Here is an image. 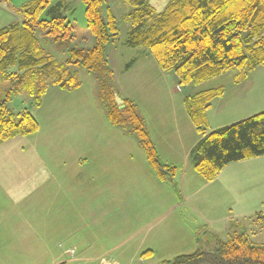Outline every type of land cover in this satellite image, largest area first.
Wrapping results in <instances>:
<instances>
[{"label": "trees", "instance_id": "1", "mask_svg": "<svg viewBox=\"0 0 264 264\" xmlns=\"http://www.w3.org/2000/svg\"><path fill=\"white\" fill-rule=\"evenodd\" d=\"M53 1L30 0L13 7L21 20L0 28V144L38 131V122L27 109L17 113L9 109L12 98L24 93L38 106L48 81L63 90L78 88L79 80L68 70L74 65L95 74L98 100L108 123L133 136L157 177L172 182L178 167L161 162L137 104L117 94L106 55V45L118 37L111 9L104 0H81L95 43L87 49L69 47L74 37L66 16L69 4ZM121 1L130 7L125 14L130 24L126 45L149 49L159 67L172 73L179 85H197L231 70L238 71L233 78L239 82L264 66V0H168L161 12L150 0ZM37 32L49 43L67 47V60L59 63L47 54ZM222 94L223 87L218 86L185 99L188 116L200 135L190 160L205 182L214 180L229 163L264 155V112L208 131L206 109ZM195 239V251L159 264H264V243L254 242L242 224L230 222L223 240L201 226Z\"/></svg>", "mask_w": 264, "mask_h": 264}, {"label": "rangeland", "instance_id": "2", "mask_svg": "<svg viewBox=\"0 0 264 264\" xmlns=\"http://www.w3.org/2000/svg\"><path fill=\"white\" fill-rule=\"evenodd\" d=\"M167 1L150 0V4L156 12H161ZM66 2L69 4L66 16L74 27V37L69 42V47L91 48L95 40L86 27L84 4L81 0ZM104 2L115 17L118 30L116 40L106 45V55L117 82V94L121 98L132 99L137 104L152 140L158 145L162 157H165L167 154L160 141L161 137L165 135V141L169 144H180L181 140L187 142L190 139V129L183 131V123L190 122L185 112V99L202 90L219 85L228 86L238 71L225 72L197 85L177 84L172 73L159 67L149 49L126 45L130 24L125 19V14L130 7L121 0ZM7 3L16 4L12 0ZM20 20L21 17L15 10L9 16L1 14L0 27ZM37 37L45 52L53 59L59 63L67 60V47L49 43L40 32H37ZM68 70L79 80L78 88L63 90L48 81L47 90L38 106L34 105L31 96L24 93L14 96L8 104L14 113L27 109L36 118L38 131L16 136L0 144V264H55L52 256L57 252L56 242H43L38 235H35L36 239H21L24 228L20 224L23 225V221L28 218L23 205V186L30 188L42 181H45L43 185L53 184V177L47 176L48 172H58L56 177L64 185L71 178L79 180V175L65 174L72 170L76 159L85 163L83 171H105L97 173L99 176L94 180L100 187L108 183L113 172L125 173L128 162L132 163V169L152 171L136 139L108 123L98 100L95 74L74 65H69ZM262 74L263 72L259 73V76ZM164 76L167 82L164 81ZM226 89L228 94L233 90L232 87ZM176 125H180V138ZM83 156H86L85 160ZM176 159L175 163L181 171L174 177L175 182L173 179L171 183L175 188V233L184 238L181 244L184 243L175 245L169 252L158 249L154 251V256L142 260L138 255L134 257L132 264H159L163 259L192 253L198 247L195 235L197 228L201 226H206L222 240L227 237V228L222 223L223 216L219 214L223 210L211 207L209 194L201 199L199 190L195 195L190 192V182L194 178L201 179L194 171L190 158L179 155ZM107 170L111 172L106 174ZM41 171L45 172L42 174ZM180 193H185L184 198H187L184 204L178 205ZM17 211L22 213L20 217L11 215V212ZM188 234L189 241L186 240ZM255 241L264 243V233ZM69 257L74 259L76 255ZM104 257L110 259V255ZM97 263L99 264V260Z\"/></svg>", "mask_w": 264, "mask_h": 264}, {"label": "crops", "instance_id": "3", "mask_svg": "<svg viewBox=\"0 0 264 264\" xmlns=\"http://www.w3.org/2000/svg\"><path fill=\"white\" fill-rule=\"evenodd\" d=\"M12 1L16 4L0 3V15L9 16L14 12L13 7L30 0ZM164 81L167 82L165 76ZM227 85L226 88H233L231 93L219 85L223 87V94L212 99L206 109L208 131L264 112V66L249 72L239 82L232 78ZM185 112L188 115L186 107ZM190 122L183 123V131L188 128L191 133L187 142L169 144L165 135L161 137L165 157L153 140L163 164L177 166L179 155L190 158V151L200 138L191 119ZM176 129L180 138V125ZM84 166V162L74 160L72 170L65 174L79 175L80 179L71 178L67 185L58 180V172H48L53 184L43 185L45 181H42L30 188L23 186V205L28 218L20 224L24 228L22 240L36 239L38 235L43 242H56L57 252L52 256L55 264H98V260L99 264H132L138 255L142 260L154 256L158 249L169 252L184 243L181 244L184 238L175 233L173 180L159 179L151 168L150 172L132 169V163L128 162L125 173L113 172L108 183L100 187L94 180L99 176L97 173L105 171H83ZM110 172L107 170L106 174ZM194 179L190 182V192L195 195L199 190L201 199L209 194L211 207L223 210L219 214L223 216L226 235L230 222H236L246 227L254 242L261 243L255 239L264 233V155L229 163L210 182ZM184 195L180 193L178 205L184 204L187 198ZM11 215L20 217L22 213L11 212ZM189 238L188 234L186 240ZM68 249L74 250L76 258L69 257ZM145 251L149 253L142 256Z\"/></svg>", "mask_w": 264, "mask_h": 264}, {"label": "built area", "instance_id": "4", "mask_svg": "<svg viewBox=\"0 0 264 264\" xmlns=\"http://www.w3.org/2000/svg\"><path fill=\"white\" fill-rule=\"evenodd\" d=\"M66 253L69 254V256H74V250L73 249L66 250Z\"/></svg>", "mask_w": 264, "mask_h": 264}]
</instances>
